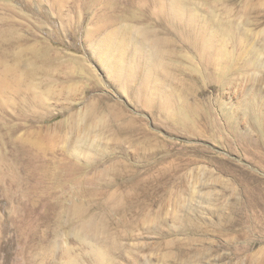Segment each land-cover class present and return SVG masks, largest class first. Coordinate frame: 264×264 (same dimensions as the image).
<instances>
[{
	"label": "rangeland",
	"instance_id": "obj_1",
	"mask_svg": "<svg viewBox=\"0 0 264 264\" xmlns=\"http://www.w3.org/2000/svg\"><path fill=\"white\" fill-rule=\"evenodd\" d=\"M0 264H264V0H0Z\"/></svg>",
	"mask_w": 264,
	"mask_h": 264
},
{
	"label": "bare ground",
	"instance_id": "obj_2",
	"mask_svg": "<svg viewBox=\"0 0 264 264\" xmlns=\"http://www.w3.org/2000/svg\"><path fill=\"white\" fill-rule=\"evenodd\" d=\"M175 5H177V4H175ZM145 41V40H144ZM143 41V42H144ZM148 42V41H147ZM145 44V43H144ZM147 44H149V45H147ZM144 46V45H143ZM146 46H148L149 47V51H147L148 52V54H149V56L152 58V59H155V57L157 56V54H158V46H157V43L156 42H150V43H146ZM146 49V48H145ZM139 50H144V47H142L141 49H139ZM147 50V49H146ZM142 53H145V52H142ZM149 57V58H150ZM151 58H150V60H151ZM88 228L89 229H92V228H96L97 227V224L96 223H94V222H91V223H89L88 225ZM101 254H102V252H101Z\"/></svg>",
	"mask_w": 264,
	"mask_h": 264
}]
</instances>
